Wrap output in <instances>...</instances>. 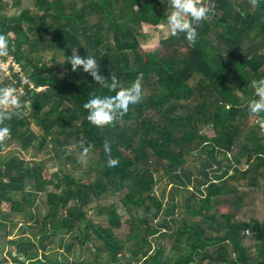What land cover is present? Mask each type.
<instances>
[{"label": "trees", "instance_id": "1", "mask_svg": "<svg viewBox=\"0 0 264 264\" xmlns=\"http://www.w3.org/2000/svg\"><path fill=\"white\" fill-rule=\"evenodd\" d=\"M8 1L0 0V33L8 38L10 51L0 56L13 55L35 86L45 88L24 85L21 94L31 101L33 117L30 110L3 106L16 114L4 122L11 133L0 140V152L17 141L25 150L51 148L62 158L75 138L81 149L99 157L93 182L71 172L48 173L43 160L0 159V240L16 251L12 262L0 264H264V216L253 230L260 235L253 252L241 237L245 223L223 210L222 222L216 219L225 229L219 236L206 234L198 223H185L169 251L153 243L154 237L169 235L166 216L176 209L209 219L223 200L243 203L238 193L242 180L254 186L264 176V134L251 126L252 116L262 119L264 111L253 113L248 107L255 96L252 81L264 77V0H213V14L195 22V43L184 33L164 30L171 0H87L82 6L75 0H36L37 14H7ZM90 17L95 19L91 24ZM159 28L156 46L145 48L141 41ZM46 32L55 35L54 46L66 56L67 69L60 76L49 61L34 58ZM59 32L72 36V47L63 46ZM73 52L97 56L99 69L105 75L115 72L124 86L139 79L140 102L114 121H91L85 98L92 91L115 89L94 80L82 65L73 69ZM21 84L17 73L0 77V88L17 91ZM106 141L120 161L114 167L107 166ZM136 142L140 149L135 154L125 150L136 149ZM194 152L201 164L190 166ZM161 166L162 177L168 175L172 183L168 194L156 192ZM117 191L126 220L115 202L90 205L94 195ZM39 193L46 196L45 213L33 209ZM93 208L106 214L110 232L90 218ZM17 214L23 221L15 220ZM125 225L127 232L116 237ZM91 227L97 232L92 240L100 241L89 246L96 251L92 263L76 252L87 244ZM125 251L130 255H120Z\"/></svg>", "mask_w": 264, "mask_h": 264}, {"label": "rangeland", "instance_id": "2", "mask_svg": "<svg viewBox=\"0 0 264 264\" xmlns=\"http://www.w3.org/2000/svg\"><path fill=\"white\" fill-rule=\"evenodd\" d=\"M78 2L79 6H82L84 3H87V0H75ZM39 4L36 0H21L17 5L13 4L12 0L8 1V4L5 8V12L7 14H19L22 11L30 12V14H37L39 12ZM37 12V13H36ZM94 17L88 18L89 24L94 22ZM164 30H167V25L163 26ZM163 29V28H162ZM162 29H158L156 32L151 33L147 39H143L141 42L145 48L154 47L162 37ZM32 38L35 37V32L30 31ZM39 34V33H38ZM60 34V42H63V46L66 47H72V36H65L64 32H59ZM111 38V36H110ZM82 39L85 40V37L82 36ZM44 40L45 42H37L39 44V47L41 48V51L38 53H35L34 58L41 60V61H49L51 65L55 68V72L59 73L63 72L67 69L66 67V56L63 54V52L58 48L54 46V41L56 40L55 35L53 33H44ZM112 42V40H110ZM53 42V43H52ZM44 44V45H43ZM76 51V50H75ZM241 95V93H240ZM6 107H10L8 105H5ZM32 111L30 110V113ZM251 123H253L251 126L253 128H261V134H264V117L262 119H257L252 116ZM250 123V124H251ZM249 124V125H250ZM34 129L36 132H39L40 127L33 124ZM256 130V129H255ZM138 146V147H136ZM136 149L133 147H130L128 149H125L127 152L131 154H135L136 151L140 149V146L137 144L135 145ZM147 151V148L144 147V152ZM70 156L68 158V155ZM67 154H63L62 158H57L55 155V150L48 148H29L28 150L23 149L20 144L17 141L12 142L11 144H7L6 148L0 152V159H9L13 156L23 158L26 160V162H32V160H43L47 169L48 173L50 172H71L74 174L76 178L82 179L84 182H93L96 180V170H95V160L99 157L98 153L95 152L92 149H81L80 144L77 142V140H72L71 143L68 144L67 147ZM197 152H194L192 155L193 157H189L188 165L193 166L195 164L200 165L201 161L198 160L195 156H197ZM244 157V156H243ZM152 166H156L157 164L155 161L151 164ZM225 166V163H224ZM161 172L160 176L162 177L164 172L163 166H161ZM256 184L254 186H250L247 184L246 181L242 180L240 182V187L238 192L240 195L243 196V203L237 205L233 201H221L219 204V208H215L210 212V218L209 219H202L199 218H193L184 208H179L175 210L174 214L167 215V219L169 220V223L171 225L170 228H167L168 236H156L153 238V243L155 247L159 246H166V251H169V246L171 248L172 243L174 242V239L177 237V231L180 227H182L185 223H188L189 225H194L198 223L200 225L206 234L219 236L223 233L225 230L224 227H220L216 224V219L218 221L222 222V218L219 215L220 211H232L236 213V221L239 223H245L240 228L241 229V237L243 241L245 242L247 248L250 251H254L255 243L259 239L260 235L255 233L253 230H255L256 224L258 225L259 222L263 219L264 216V176L260 179L255 180ZM172 188V183L170 180V177L168 175H164L160 181L158 182L156 186V192L157 194H161L163 190H165V193L168 194V191ZM122 194L120 191L117 192H110L105 195H94L93 200L91 201V206H96V204H101L102 206L108 205L112 202H115L118 204V210L120 213H123L122 220H126L128 218V213H124L125 209L121 207L120 204V196ZM167 200V197L165 198ZM193 200V199H192ZM46 196L43 193H39L37 198L35 199V203L33 204V209L40 210L41 213H45L47 210L46 206ZM6 206V205H5ZM90 218L93 219V221L98 225L103 227L104 229L110 230V225L107 219V216L105 213H98V210L96 208L90 209ZM15 220L18 222L23 221V219L20 217V215L14 216ZM152 222H158V219H151ZM20 225V224H19ZM17 227L15 228L16 231ZM127 225L124 227H121L119 230H116L117 234L116 237L121 238L124 236L125 232H127ZM63 234V233H62ZM86 234L89 236V240L87 244L85 243L83 246H79L76 249L77 256L81 259H84L85 261L93 262L94 258L96 257V252L94 249L93 251H90L89 246H92L93 243L100 244V241L94 242L92 238L94 236H97V232L93 229V227L86 229ZM171 234V235H170ZM11 235V236H15ZM66 234H63L62 236H65ZM61 236V234H60ZM55 244L58 246L61 245L60 238L56 239ZM131 242H128L127 245L129 246ZM110 248L109 245H106ZM233 246H230L231 251L234 253L236 251L233 250ZM12 251V255L8 253V251ZM60 251L63 250L62 247L59 248ZM127 255H130L129 252L125 251L122 252ZM16 254V251L14 250V247L9 245L5 240H0V261L3 259H6L8 262H12L13 255ZM106 255V252L100 253V257L103 258ZM163 259L161 256L159 258Z\"/></svg>", "mask_w": 264, "mask_h": 264}, {"label": "clouds", "instance_id": "3", "mask_svg": "<svg viewBox=\"0 0 264 264\" xmlns=\"http://www.w3.org/2000/svg\"><path fill=\"white\" fill-rule=\"evenodd\" d=\"M213 14V0H171V11L167 15V30L172 35L184 33L186 38L195 43L198 38L196 21L203 20ZM10 51V42L5 34L0 33V55H7ZM72 68L90 72L94 80L107 83L109 89L115 91H92L84 100V107L87 108L88 118L97 123L104 124L114 121L118 115H123L129 110L130 104L140 102L143 96V86L139 79L124 86L120 83L118 75L111 72L105 75L100 69L97 56H84L73 52L70 56ZM255 96L248 101L249 110L253 113L264 111V77L254 79ZM12 106L15 109L31 108V101L23 97L14 87L0 88V140L10 135L11 129L7 123L16 113L3 106ZM104 150L108 153L107 166L114 167L119 164V159L111 155V144L105 142Z\"/></svg>", "mask_w": 264, "mask_h": 264}, {"label": "built area", "instance_id": "4", "mask_svg": "<svg viewBox=\"0 0 264 264\" xmlns=\"http://www.w3.org/2000/svg\"><path fill=\"white\" fill-rule=\"evenodd\" d=\"M14 73H17L21 77L22 84L17 89L19 93L25 92V84H29L30 88H35L36 90L44 89L45 86H35L27 75L24 74L23 68L20 62H18L13 55L3 58L0 56V77H10L13 78Z\"/></svg>", "mask_w": 264, "mask_h": 264}, {"label": "water", "instance_id": "5", "mask_svg": "<svg viewBox=\"0 0 264 264\" xmlns=\"http://www.w3.org/2000/svg\"><path fill=\"white\" fill-rule=\"evenodd\" d=\"M213 4H214V3H213ZM30 110L32 111V108H31ZM30 116L33 117V116H34V113L31 112V113H30Z\"/></svg>", "mask_w": 264, "mask_h": 264}]
</instances>
